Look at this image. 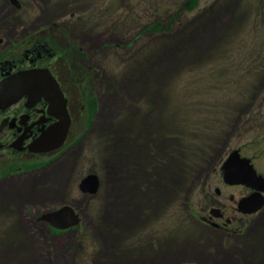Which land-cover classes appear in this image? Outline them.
<instances>
[{
    "label": "rangeland",
    "instance_id": "1",
    "mask_svg": "<svg viewBox=\"0 0 264 264\" xmlns=\"http://www.w3.org/2000/svg\"><path fill=\"white\" fill-rule=\"evenodd\" d=\"M196 1L178 15L184 0H30L25 5L18 19L23 26H34L40 17L66 27L88 52L97 48L92 63L98 78L90 97L99 109L88 125V109L81 111L57 159L0 180V193L16 182L45 191L0 204V258L7 245L29 235L36 254L27 260L34 264H96L92 256L102 252L101 241L106 256L96 258L98 264H259L260 257L229 253L251 254L256 243L264 252V232L242 242L216 238L187 221L196 211L188 210L187 202L188 196L193 203L201 198L205 181L211 193L219 188L221 201L232 196L236 202L246 193L221 178V164L232 150L264 175V0ZM7 12L9 7L0 5V19ZM156 20L158 29L151 25ZM95 30L96 47L88 40ZM57 167L58 179L46 177ZM89 172L100 181L94 194L78 188ZM118 178L127 184H118ZM62 202L75 208L82 222L52 237L38 218ZM18 221L31 232L15 225ZM172 253L177 258L169 260Z\"/></svg>",
    "mask_w": 264,
    "mask_h": 264
},
{
    "label": "flooded vegetation",
    "instance_id": "2",
    "mask_svg": "<svg viewBox=\"0 0 264 264\" xmlns=\"http://www.w3.org/2000/svg\"><path fill=\"white\" fill-rule=\"evenodd\" d=\"M29 1L0 0V5L9 7V12L0 19V82L22 71L40 72L47 83L50 76L55 79L58 92L47 84V91L35 93L32 97L23 95L14 103L0 108V180L32 172L35 162L45 161L42 159L46 158L50 163L63 153L64 146L73 135L77 116L83 109L87 111L90 108L92 85L98 78L96 65L92 63L97 48L88 52L85 44L72 38L69 30L59 23H43L38 17L34 26L25 27L18 21L24 15L25 5ZM50 1L52 0H44L43 3ZM37 13L38 16L42 13L40 6ZM64 14L66 15L65 11L61 17ZM68 14L74 16L72 12ZM96 35L95 30L88 36V40L95 47L97 43L93 40ZM92 110L93 104L88 117ZM66 115L69 118V128L64 143L57 149L35 151L34 143L59 124L60 118H66ZM205 183L206 181L201 189V198L199 197L196 203L191 202L192 198L188 196V210L196 209L195 213L190 214V219H187L193 227L208 230L214 237L238 239L241 242L247 241L250 235L254 236L258 231L264 232V218H258L264 211V205L252 214L243 212L238 206V201L253 190L243 185H231L243 187L246 193H242L236 202L232 196L221 201L217 197L221 193L219 188L216 187L214 193H211V185L206 188ZM57 235L53 233L52 237ZM151 243L155 242L150 240V245ZM258 245L256 243L251 254L237 249L228 255L242 258L250 255L260 257L259 264H264V252L258 250ZM103 246L107 247L104 244ZM62 247L65 248L66 244L63 243ZM88 247L93 248L91 244ZM150 248L154 249L152 245ZM157 249L155 247V250ZM103 250L100 254L95 253L92 256L96 264V258L106 256L103 255ZM105 252L108 254L110 251L107 249Z\"/></svg>",
    "mask_w": 264,
    "mask_h": 264
},
{
    "label": "water",
    "instance_id": "3",
    "mask_svg": "<svg viewBox=\"0 0 264 264\" xmlns=\"http://www.w3.org/2000/svg\"><path fill=\"white\" fill-rule=\"evenodd\" d=\"M51 77V76H50ZM50 86H54V79H49ZM42 75L33 71H22L11 75L9 78L0 82V107H6L17 101L22 95L33 96L35 93L47 91L44 88ZM64 105V101L63 104ZM69 127V118L66 115V121L63 129L58 125L55 135L52 139L40 138L34 143L35 151H49L56 149L63 143ZM223 180L227 184H243L250 188L256 189V192L242 198L239 206L243 212H254L263 204L262 192H264V176L257 174L250 164L249 159L240 157L238 151H232L222 164ZM80 189L83 192H95L97 186V177L94 174L85 176L80 182ZM67 217L64 221L54 225L49 222L50 217L57 215ZM53 226L65 229L77 224L78 219L73 210L68 206H63L57 211L48 212L41 216Z\"/></svg>",
    "mask_w": 264,
    "mask_h": 264
},
{
    "label": "bare ground",
    "instance_id": "4",
    "mask_svg": "<svg viewBox=\"0 0 264 264\" xmlns=\"http://www.w3.org/2000/svg\"><path fill=\"white\" fill-rule=\"evenodd\" d=\"M60 119H61V121L59 122V125L63 129V125L66 121V118L64 117V118H60ZM56 129H58V125H56L53 129H51V131H49L47 134H44L43 138L49 139V140L52 139L55 135ZM61 172H62L61 167H57L56 170L48 173L49 175L47 174L48 176L46 175V177L50 176V178H52V180L53 179L56 180L59 178V175L61 174ZM41 179H43V178H41ZM117 182H118V184L120 183V185H126L127 184V182H125L124 179H121V178H118ZM26 184L27 183H22V182L21 183L20 182L10 183V185L7 186L5 190H3L4 192L0 193V204L2 205V207H3V205L6 206L11 201H13V202L21 201L24 198H38V197H40V195L43 194L42 192H45L43 190L41 192H36L34 190H31L30 188H29L30 190H27L28 186L30 187L32 183L28 182V184L27 185ZM21 204H22V202H21ZM25 204H27V203H25ZM57 204H65V203L62 202V203H57ZM50 210L51 209L49 208L46 211H42V213L46 214V213L50 212ZM132 216H133V212L130 211V213L127 216L128 222L132 218ZM66 218L67 217L61 216L59 214L57 216H52L46 220H49V222H51L54 225H58L59 222L64 221ZM15 225H18L21 228V230L23 229L27 233L31 232L30 228L27 227L23 221H20V222L18 221V223ZM17 229H19V228H17ZM26 237H28V238L23 240V241L19 242L16 240L17 241L16 244H14V245L9 244L5 247V249L2 252V256L0 258L1 259L0 264H15V263L16 264H34L35 261L27 260V258L30 254L32 256L36 253L34 252V249L30 244L31 240L29 238H31V237L29 235H26ZM216 238H218V237H216ZM219 243H222V242L221 241L215 242V244H219ZM177 253H176V255H177ZM176 255L174 256V254H173V256H171L168 259L174 260L177 258ZM24 257H26V258H24ZM182 262H185V261L175 262L174 264L182 263Z\"/></svg>",
    "mask_w": 264,
    "mask_h": 264
},
{
    "label": "trees",
    "instance_id": "5",
    "mask_svg": "<svg viewBox=\"0 0 264 264\" xmlns=\"http://www.w3.org/2000/svg\"><path fill=\"white\" fill-rule=\"evenodd\" d=\"M196 4H197L196 0H184V2L179 6V8L176 9V14L178 15V14H180L182 12L185 13V11H190L192 8H194L196 6ZM166 11L167 10H164L163 13H166ZM160 23L161 22L156 20L154 22H151V25L152 24L154 25V29H158V27L161 25ZM147 27H149V26H147Z\"/></svg>",
    "mask_w": 264,
    "mask_h": 264
}]
</instances>
